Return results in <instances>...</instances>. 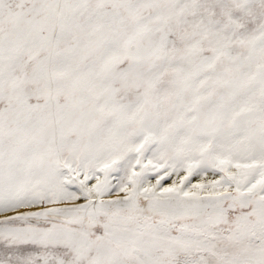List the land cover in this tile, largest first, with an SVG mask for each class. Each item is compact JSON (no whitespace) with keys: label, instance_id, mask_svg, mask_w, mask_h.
<instances>
[{"label":"snow or ice","instance_id":"1","mask_svg":"<svg viewBox=\"0 0 264 264\" xmlns=\"http://www.w3.org/2000/svg\"><path fill=\"white\" fill-rule=\"evenodd\" d=\"M0 264H264V0H0Z\"/></svg>","mask_w":264,"mask_h":264}]
</instances>
